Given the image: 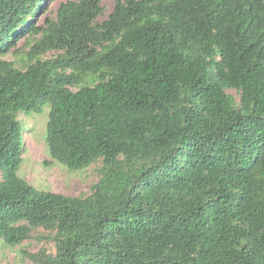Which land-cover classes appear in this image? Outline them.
Returning <instances> with one entry per match:
<instances>
[{
	"label": "trees",
	"instance_id": "16d2710c",
	"mask_svg": "<svg viewBox=\"0 0 264 264\" xmlns=\"http://www.w3.org/2000/svg\"><path fill=\"white\" fill-rule=\"evenodd\" d=\"M45 2L0 0V241L53 231L37 264H264V0H115L101 21L68 0L42 28ZM36 34L25 69L4 59ZM45 104L51 158L101 160L87 196L17 174L18 113Z\"/></svg>",
	"mask_w": 264,
	"mask_h": 264
},
{
	"label": "rangeland",
	"instance_id": "374dc122",
	"mask_svg": "<svg viewBox=\"0 0 264 264\" xmlns=\"http://www.w3.org/2000/svg\"><path fill=\"white\" fill-rule=\"evenodd\" d=\"M68 0H46L44 8L35 17H28L38 26L45 28L51 20H56L57 9L60 3ZM115 0H102L103 12L99 20L106 19L114 6ZM40 34L21 37L16 47L9 52L4 59L25 69L28 63V53L33 42L40 38ZM58 51L48 50L40 54V58H54ZM81 84H93V79L88 76ZM79 86H73L77 90ZM236 102L240 95L235 89H228ZM41 112H32L29 115L18 113L26 131L23 133L22 163L17 174L40 190L62 193L69 196H87L91 193V186L98 178V168L101 160L91 163L83 169L70 170L65 165L53 160L46 146V122L48 119L49 104L41 107ZM53 231L38 227L31 233L29 239L10 247L0 241V264H37L27 256V253H36L45 250L47 253H55V242L52 239Z\"/></svg>",
	"mask_w": 264,
	"mask_h": 264
}]
</instances>
